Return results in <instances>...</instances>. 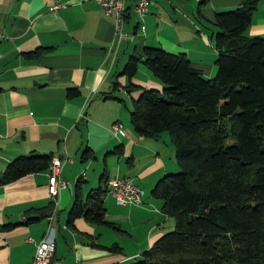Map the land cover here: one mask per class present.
Instances as JSON below:
<instances>
[{
  "label": "crops",
  "instance_id": "1",
  "mask_svg": "<svg viewBox=\"0 0 264 264\" xmlns=\"http://www.w3.org/2000/svg\"><path fill=\"white\" fill-rule=\"evenodd\" d=\"M242 1L151 0L142 16L127 1L118 35L114 18L103 14L97 0H0V175L19 155L48 153L61 158L65 181L55 198L47 170L0 183V264L29 263L49 227L52 264H129L174 228L162 199L151 195L156 181L178 166L170 134L140 136L129 118L142 88H165L142 63L144 49L184 54L212 78L215 13ZM243 33L264 37V0ZM131 56L139 58L136 73L130 79L117 75ZM129 83L137 89L128 91ZM69 87L77 91L68 95ZM116 120L124 136L111 134ZM85 148L91 157L83 159ZM115 177L131 178L142 203L118 204L108 187ZM99 186L111 224L82 217L68 223L75 192L86 200ZM113 244L120 249L112 251Z\"/></svg>",
  "mask_w": 264,
  "mask_h": 264
},
{
  "label": "trees",
  "instance_id": "2",
  "mask_svg": "<svg viewBox=\"0 0 264 264\" xmlns=\"http://www.w3.org/2000/svg\"><path fill=\"white\" fill-rule=\"evenodd\" d=\"M258 1L243 0L215 13L212 78L184 54L144 49L142 63L165 88H142L129 111L130 123L140 136L168 131L180 171L166 173L151 189L162 199L163 212L174 218V228L129 264H264V37L243 33ZM138 62L131 56L117 75L130 79ZM76 91L67 89L68 95ZM88 157L85 148L82 158ZM51 159L48 153L19 155L8 162L0 183L45 171ZM103 194L102 186L91 189L86 200L75 192L67 222L82 217L111 224Z\"/></svg>",
  "mask_w": 264,
  "mask_h": 264
},
{
  "label": "built area",
  "instance_id": "3",
  "mask_svg": "<svg viewBox=\"0 0 264 264\" xmlns=\"http://www.w3.org/2000/svg\"><path fill=\"white\" fill-rule=\"evenodd\" d=\"M131 1L136 14L145 15L149 11L151 0H97L104 15L114 18L115 32L120 34V25L126 12L125 4ZM4 38L0 28V40ZM113 136H124L125 128L121 121L116 120L110 128ZM62 160L59 156L51 159L47 172L49 174V194L55 198L59 188L65 186V181L60 178ZM108 187L111 195L118 204H141L142 193L140 188L129 177H115L109 180ZM28 240V239H27ZM55 242L52 228L49 227L38 242L31 261L27 264H52Z\"/></svg>",
  "mask_w": 264,
  "mask_h": 264
},
{
  "label": "rangeland",
  "instance_id": "4",
  "mask_svg": "<svg viewBox=\"0 0 264 264\" xmlns=\"http://www.w3.org/2000/svg\"><path fill=\"white\" fill-rule=\"evenodd\" d=\"M80 160V159H79ZM177 169L175 170V171H173V172H169V173H176V172H178V171H180V169H179V167L177 166L176 167ZM165 175V174H164ZM162 177V176H161ZM173 227H174V225H173ZM172 229V228H171ZM170 230V229H169ZM135 259H137V258H135ZM133 261V260H132Z\"/></svg>",
  "mask_w": 264,
  "mask_h": 264
},
{
  "label": "water",
  "instance_id": "5",
  "mask_svg": "<svg viewBox=\"0 0 264 264\" xmlns=\"http://www.w3.org/2000/svg\"><path fill=\"white\" fill-rule=\"evenodd\" d=\"M69 187L71 188V184H69Z\"/></svg>",
  "mask_w": 264,
  "mask_h": 264
}]
</instances>
